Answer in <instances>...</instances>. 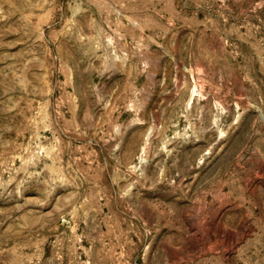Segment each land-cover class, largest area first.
Listing matches in <instances>:
<instances>
[{
  "label": "rangeland",
  "instance_id": "374dc122",
  "mask_svg": "<svg viewBox=\"0 0 264 264\" xmlns=\"http://www.w3.org/2000/svg\"><path fill=\"white\" fill-rule=\"evenodd\" d=\"M0 264H264V0H0Z\"/></svg>",
  "mask_w": 264,
  "mask_h": 264
}]
</instances>
